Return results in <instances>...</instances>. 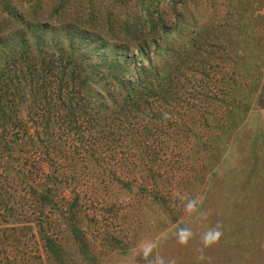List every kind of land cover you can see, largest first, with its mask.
Here are the masks:
<instances>
[{
  "label": "trees",
  "instance_id": "1",
  "mask_svg": "<svg viewBox=\"0 0 264 264\" xmlns=\"http://www.w3.org/2000/svg\"><path fill=\"white\" fill-rule=\"evenodd\" d=\"M206 2L0 0V244L8 243L4 231L25 236H12L14 255L2 248L0 264H99L98 244L128 253L89 216L82 166L103 168L126 193L148 194L180 216L185 207L172 188L183 168L169 154L188 136L190 112L218 98L206 87L218 73L214 60L242 56L233 46L237 26L195 13ZM187 70L203 90L189 89ZM228 144L208 151L220 169ZM211 160L190 166L198 184Z\"/></svg>",
  "mask_w": 264,
  "mask_h": 264
},
{
  "label": "rangeland",
  "instance_id": "2",
  "mask_svg": "<svg viewBox=\"0 0 264 264\" xmlns=\"http://www.w3.org/2000/svg\"><path fill=\"white\" fill-rule=\"evenodd\" d=\"M228 1L207 0L195 9L201 19L203 12L205 18H213L218 24L229 21L237 26L232 42L242 56L231 54L214 60L218 73L206 87H214L211 92L218 98L205 100L190 112L188 136H182L179 149L169 154L183 168L175 171L172 188L173 199L185 207L180 216L174 219L166 206L148 194L126 193L103 168L82 166L81 190L93 201L89 216L97 218L96 228L112 243L117 239L128 248V253H122L117 245L109 248L98 244L99 264H152V258L156 260L153 264H264V0L233 1L238 14L231 18ZM190 75L193 73L187 70L189 89L203 90L197 77ZM217 137L221 140L215 142ZM224 140H229L231 149L220 169L215 151H208L223 149ZM211 155L212 166L204 183L198 184L194 176L198 173L190 166L203 167ZM110 166L116 176H121L120 166L108 159ZM44 170H48L47 165ZM69 193L67 190L65 194ZM5 224L9 228L14 225ZM7 235V245L0 244L6 254L0 253L10 254L11 259L12 236H25L8 230L2 232L1 239ZM95 238L102 242L100 236ZM38 245L36 255L44 257L45 250L41 243ZM22 254L19 248L18 255Z\"/></svg>",
  "mask_w": 264,
  "mask_h": 264
}]
</instances>
